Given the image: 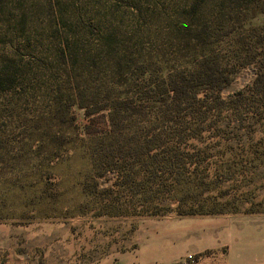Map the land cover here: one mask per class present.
<instances>
[{
    "label": "rangeland",
    "instance_id": "1",
    "mask_svg": "<svg viewBox=\"0 0 264 264\" xmlns=\"http://www.w3.org/2000/svg\"><path fill=\"white\" fill-rule=\"evenodd\" d=\"M194 5L198 12L206 7L231 15L238 3L0 0V67L9 59L17 73L15 87L0 92V264H121L117 257L129 249L141 218L151 216L136 215L134 208L127 216L103 214L95 189L110 187L115 173L97 178L92 170L77 139L88 120L57 70L63 57L87 55L110 34L134 53L136 47L167 53L173 31H185ZM251 15L248 22L263 20ZM256 71L252 64L240 69L221 96L244 89ZM259 110L264 113V104ZM254 113L205 131L198 143L206 159L199 173L161 196L170 207L163 216L177 215L173 210L181 201L182 209L196 212L183 216L215 217L229 225L222 227L216 250L193 255L191 264L200 255L206 264H231L237 259L233 247L261 252L254 262L264 264V115ZM103 116L92 117L96 125L104 127Z\"/></svg>",
    "mask_w": 264,
    "mask_h": 264
},
{
    "label": "trees",
    "instance_id": "2",
    "mask_svg": "<svg viewBox=\"0 0 264 264\" xmlns=\"http://www.w3.org/2000/svg\"><path fill=\"white\" fill-rule=\"evenodd\" d=\"M234 1V15L206 7L198 12L194 5L185 31H173L167 53L142 47L134 53L110 34L98 38L87 55L62 58L57 71L88 120L85 135L77 139L97 178L115 173L110 187L95 189L103 214L127 216L134 208L140 216L166 215L170 207L161 196L183 187L206 160L198 147L203 133L243 121L254 111L264 115L259 110L264 104V0ZM250 13L251 19L263 20L248 22ZM2 63L0 92H8L17 73L11 60ZM250 64L257 68L252 82L223 98L221 91ZM102 113L104 127L92 118ZM179 203L173 210L177 215L196 214Z\"/></svg>",
    "mask_w": 264,
    "mask_h": 264
},
{
    "label": "crops",
    "instance_id": "3",
    "mask_svg": "<svg viewBox=\"0 0 264 264\" xmlns=\"http://www.w3.org/2000/svg\"><path fill=\"white\" fill-rule=\"evenodd\" d=\"M210 218L202 220V217L180 215L141 218L129 249L117 260L121 264H171L184 262L188 254L216 250L222 242V227L229 225L219 218ZM233 248V257L237 259L231 264H255V259L263 256L248 247L240 250ZM204 256H198V264L208 262L203 261Z\"/></svg>",
    "mask_w": 264,
    "mask_h": 264
},
{
    "label": "built area",
    "instance_id": "4",
    "mask_svg": "<svg viewBox=\"0 0 264 264\" xmlns=\"http://www.w3.org/2000/svg\"><path fill=\"white\" fill-rule=\"evenodd\" d=\"M187 259L190 261V262H187V264H191L194 262V257L191 254L187 255Z\"/></svg>",
    "mask_w": 264,
    "mask_h": 264
}]
</instances>
